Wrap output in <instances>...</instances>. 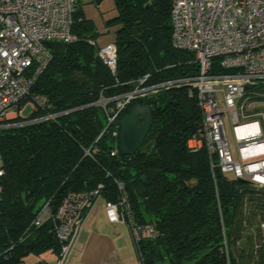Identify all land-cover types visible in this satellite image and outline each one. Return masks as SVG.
<instances>
[{
	"label": "trees",
	"instance_id": "1",
	"mask_svg": "<svg viewBox=\"0 0 264 264\" xmlns=\"http://www.w3.org/2000/svg\"><path fill=\"white\" fill-rule=\"evenodd\" d=\"M113 3L106 23L117 25L115 71L97 55V32L77 0L76 39L46 43L50 60L30 88L48 104L33 117L59 114L0 129V264H28L27 256L46 251L57 256L51 221L34 226V216L46 201L54 209L66 195L94 189L104 201L125 195L132 221L154 227L153 237L132 239L140 264H264V186L212 167L204 147H188L202 120L189 85L161 86L131 100L104 129L118 98L141 79L147 76L149 86L197 70L194 54L171 44L172 0ZM255 93L264 94V85ZM136 103L152 105V124L136 153L126 156L120 127L116 135L113 128Z\"/></svg>",
	"mask_w": 264,
	"mask_h": 264
},
{
	"label": "built area",
	"instance_id": "2",
	"mask_svg": "<svg viewBox=\"0 0 264 264\" xmlns=\"http://www.w3.org/2000/svg\"><path fill=\"white\" fill-rule=\"evenodd\" d=\"M76 3L77 0H0V129L54 119L59 114L47 112L33 117L48 104L43 96L31 94L30 88L50 60L46 43L76 39L72 32ZM170 20L171 44L194 54L196 73L149 86L143 85L147 76L141 79L133 90L118 98L104 129L131 100L156 93L161 86L187 84L194 91L202 115L201 131L189 139L188 147H204L212 167L263 187L264 112H255L254 108L264 101V94L255 93L264 85V0H172ZM97 55L115 71L114 42L100 46ZM26 107L30 113L24 116ZM117 128L119 124L113 128L114 135L118 134ZM84 154L89 155V150L85 149ZM3 175L0 156V198ZM98 193V189L88 194L70 193L56 208L46 201L37 211L31 225L50 220L60 242L54 264L68 262L84 212ZM126 206L125 195L118 202L105 201L107 220L126 225L136 242L153 237L154 227L132 221Z\"/></svg>",
	"mask_w": 264,
	"mask_h": 264
},
{
	"label": "rangeland",
	"instance_id": "3",
	"mask_svg": "<svg viewBox=\"0 0 264 264\" xmlns=\"http://www.w3.org/2000/svg\"><path fill=\"white\" fill-rule=\"evenodd\" d=\"M79 3L88 17H90V22L95 30L100 33L99 36L102 35L100 40H96L97 45L103 46L105 42L112 39L114 30L117 28V25L113 23H106V18L111 16L114 8L113 0H103L100 4L90 0H79ZM254 110L255 112H264V101L258 103ZM29 113L30 108L26 107L23 115L27 116ZM227 128L229 130V140L233 142L231 129L230 127ZM85 226L66 264H93L100 259L105 260L108 264H139L132 238L126 225L121 224L111 228L112 225H109L106 217L99 215V218L93 223L90 225L85 223ZM103 230L111 232L106 235L102 234ZM97 231L102 232V235L98 234ZM27 257L29 258L25 263H28L30 258L38 259V256L34 255Z\"/></svg>",
	"mask_w": 264,
	"mask_h": 264
},
{
	"label": "water",
	"instance_id": "4",
	"mask_svg": "<svg viewBox=\"0 0 264 264\" xmlns=\"http://www.w3.org/2000/svg\"><path fill=\"white\" fill-rule=\"evenodd\" d=\"M152 112V105L136 103L120 117L118 146L122 155L133 156L136 153L152 124ZM237 179L241 182H249L247 179Z\"/></svg>",
	"mask_w": 264,
	"mask_h": 264
},
{
	"label": "crops",
	"instance_id": "5",
	"mask_svg": "<svg viewBox=\"0 0 264 264\" xmlns=\"http://www.w3.org/2000/svg\"><path fill=\"white\" fill-rule=\"evenodd\" d=\"M91 1V0H90ZM103 1V0H102ZM101 1V2H102ZM81 8H82V6H81ZM114 9V8H113ZM82 11H83V15H84V17L86 18V19H88L89 21H90V17H88V15L86 14V12H85V10H84V8H82ZM113 12V11H112ZM107 19V18H106ZM95 29V28H94ZM96 32H97V36H96V40L98 41V40H100L102 37V35H100L99 36V32L97 31V30H95ZM113 38H114V34H113V37H112V39L110 40V41H107V42H105V44L106 43H108V42H111V41H113ZM107 39V38H106ZM98 200H100V202H98ZM104 200L102 199V198H98V199H96L95 200V202L93 203V205L87 210V212H86V214H85V216H84V220H83V223H82V227H81V229H80V231H79V234H78V239H77V241H76V245H77V243H78V240H79V237H80V235H81V232H82V230L86 227L85 226V223L88 225H90L91 223H93L97 218H99V215H104L105 217H106V215H105V211H104ZM107 219V218H106ZM108 221V220H107ZM108 223H109V225H112V227L111 228H114V226H116V225H121V224H114V223H110L109 221H108ZM98 232V234H101L102 232H100V231H97ZM111 231H108V230H103V233L102 234H108V233H110ZM101 234V235H102ZM75 245V246H76ZM73 251V250H72ZM72 254V253H71ZM115 257V256H114ZM28 258L29 257H26L25 258V261L26 260H28ZM33 260V262H35V261H41L43 264H54V262H55V260H56V255L54 254V253H52L51 251H46V252H44V253H42L41 255H39L38 256V259H29V261H28V264L29 263H33V262H31ZM93 264H108L105 260H97V261H95Z\"/></svg>",
	"mask_w": 264,
	"mask_h": 264
},
{
	"label": "flooded vegetation",
	"instance_id": "6",
	"mask_svg": "<svg viewBox=\"0 0 264 264\" xmlns=\"http://www.w3.org/2000/svg\"><path fill=\"white\" fill-rule=\"evenodd\" d=\"M140 122H138V124H139Z\"/></svg>",
	"mask_w": 264,
	"mask_h": 264
}]
</instances>
